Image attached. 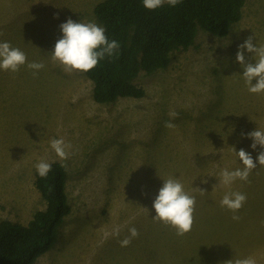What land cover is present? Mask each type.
I'll return each instance as SVG.
<instances>
[{
  "label": "rangeland",
  "instance_id": "obj_1",
  "mask_svg": "<svg viewBox=\"0 0 264 264\" xmlns=\"http://www.w3.org/2000/svg\"><path fill=\"white\" fill-rule=\"evenodd\" d=\"M101 1L0 0V42L27 57L17 72L0 69V222L26 225L45 209L36 165L56 162L65 170L70 214L33 264H236L248 257L264 264V166L257 160L264 148L253 149L247 136L264 131V92H249L236 61L249 36L264 46V0H245L227 36L198 28L165 69L140 71L134 84L142 98L106 104L93 100L84 74L65 72L52 59L69 18L101 26L93 14ZM244 54L247 62L258 59ZM33 62L44 67L29 68ZM53 139L71 145L67 160L56 155ZM233 147L250 153L257 167L229 188L222 171L244 167ZM169 178L195 197L194 224L184 236L153 219ZM229 191L247 198L236 212L221 205ZM133 227L139 235L122 247Z\"/></svg>",
  "mask_w": 264,
  "mask_h": 264
},
{
  "label": "trees",
  "instance_id": "obj_2",
  "mask_svg": "<svg viewBox=\"0 0 264 264\" xmlns=\"http://www.w3.org/2000/svg\"><path fill=\"white\" fill-rule=\"evenodd\" d=\"M245 0H181L176 6L167 1L148 10L143 0H103L93 9L97 22L109 41L120 48L105 56L96 67L81 72L92 83L96 103H112L119 98L140 99L145 92L134 84L140 71L150 75L165 69L173 51L188 49L197 29L219 38L242 18ZM46 178L37 173L34 186L45 202L26 225L0 222V264H33L55 242L59 229L70 214L65 193V170L51 163Z\"/></svg>",
  "mask_w": 264,
  "mask_h": 264
},
{
  "label": "clouds",
  "instance_id": "obj_3",
  "mask_svg": "<svg viewBox=\"0 0 264 264\" xmlns=\"http://www.w3.org/2000/svg\"><path fill=\"white\" fill-rule=\"evenodd\" d=\"M181 0H167V3L174 7ZM165 0H143V5L148 10H155L162 7ZM62 38L59 39L52 52V59L59 61L65 72L72 71L87 72L97 66L100 60L107 55L109 57L117 53L120 44L115 41H109L105 34V29L98 26L95 22L81 23L68 19L60 25ZM2 35V33H0ZM258 57L255 62H247L244 50ZM27 61L26 54L18 48H14L7 41L0 42V69L5 71L17 72L19 68ZM236 61L243 68V78L249 85V92L258 94L264 92V46L257 47L253 44V37L249 36L243 44L239 46L236 54ZM28 67L34 70H40L44 67L42 63H29ZM35 74V73H34ZM256 83L253 84L252 81ZM178 114L170 113L175 118ZM166 127L173 128L175 125L168 122ZM253 140L251 147L255 149L257 145L264 148V131L255 130L247 134ZM51 147L61 160H67L69 156L68 149L70 144H66L63 139H53ZM233 150L236 152L235 148ZM240 161L244 165L243 169L235 171L223 170L221 173L222 184L229 187L236 179L247 181L251 171L257 167L250 153L241 149L236 152ZM260 166H264V151H261L257 157ZM51 164L41 161L36 165L37 172L40 177L46 178L51 171ZM201 194L205 193L200 190ZM246 196L239 192H226L221 205L226 206L229 210L236 212L242 208L246 201ZM195 197L190 196L184 191L183 185L179 180L169 178L164 180L163 186L159 189L158 195L154 200L153 208L155 209L154 220L171 225L176 229L177 236H184L192 230L194 224ZM234 220H238V216H233ZM119 228L114 230L115 235H119ZM130 237L120 241L122 247H127L131 243L132 238H136L139 233L135 227L129 229ZM236 264H257V261L248 257L238 260Z\"/></svg>",
  "mask_w": 264,
  "mask_h": 264
}]
</instances>
